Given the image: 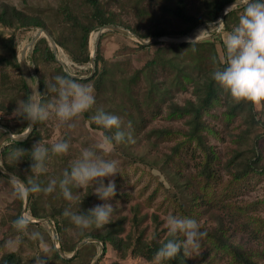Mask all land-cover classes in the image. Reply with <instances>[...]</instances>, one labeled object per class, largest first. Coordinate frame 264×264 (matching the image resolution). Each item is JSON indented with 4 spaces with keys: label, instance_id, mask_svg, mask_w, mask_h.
<instances>
[{
    "label": "rangeland",
    "instance_id": "1",
    "mask_svg": "<svg viewBox=\"0 0 264 264\" xmlns=\"http://www.w3.org/2000/svg\"><path fill=\"white\" fill-rule=\"evenodd\" d=\"M100 2L118 25L132 32L147 33L158 28L176 31L184 28V24L171 16L166 9V6L175 5L174 0H100ZM2 3L11 4L30 16L40 17L55 35H63L60 16H56V11L61 5H68L78 17L89 11L83 0H0V5ZM186 3L189 12L195 16L202 18L207 11L201 0H186ZM238 18L239 15L231 18V28L238 23ZM207 25L216 26L201 23L182 38L176 40L161 36L147 44L149 46L146 48L138 47L135 42L139 41L134 36L114 30H105L97 43L99 28L90 33V51L94 47L97 50L99 44V51L111 67L108 80L101 92L95 93L96 103L88 114L84 112L66 123H61L53 114L37 125L38 133L32 142L35 145L40 141L48 147L49 155L45 160L46 171L36 174L31 170L30 179L38 182L42 188L52 179L57 181L56 189L52 193L43 191L36 193L37 210L41 217L34 218L28 204L26 211L22 213L27 196H22L18 191L20 183L0 177V257L4 252L17 250L23 257L24 264H39L41 260L44 264H64L53 256L52 246H60L57 241L60 235L55 228L53 234L50 226V223L54 225L53 221L45 215L61 205L69 206L70 210L78 212L79 200L86 194L92 195L90 202L85 204L88 210L105 203L94 193L93 188L97 186L95 183L84 189L72 188L74 197H77L73 201L66 200L59 189V180L62 179L64 171H70L71 164L80 157L82 149L92 148L105 159L117 161L119 173L114 177L104 178L105 184L109 179H114L116 184L115 196L107 201L113 205L115 212L111 222L99 229L95 226L77 227L68 218L61 234V240L66 244H77L80 240L88 238L85 236L79 239L84 233H104L113 228L110 226L112 222L120 219L123 226L120 235L123 237L142 230L145 239H150L155 233L163 239L168 234L165 228L166 216L171 214L187 217L182 213L178 203L179 190H184L185 197L193 199V203L190 204V218L195 219L201 226L200 230L206 233L201 240L200 254L193 253L192 257H188L190 264H242L234 259L229 250L218 246L215 237L212 236L217 232H220L226 242L240 246L257 264H264V103L252 104L250 110L248 106L230 110L236 102L222 90L218 101L201 112L200 120L204 125L199 128V133L204 142L212 147L215 155L212 162L214 175L209 178L202 173L205 158L202 146L194 138L187 142L184 133L189 128L190 115L172 113L171 102L184 105L188 100L196 101L191 84L185 88L176 85L174 77L178 72L177 68L187 67L195 75L198 73L197 65L200 62L211 63L208 53H199L205 56L200 60L195 56L197 51L194 48L180 43L208 37L213 29ZM39 29L26 30L19 36L17 56L18 59L23 56L33 80L39 81L41 78L44 81L46 94L44 103L48 104L54 102L56 94L48 92L46 84L60 74L53 62H41L36 74L33 71L29 43ZM11 32H14L13 29H4L0 25L1 53H5L1 36H9ZM226 35L223 33V41ZM219 42H216V47L220 59L224 61L225 54ZM56 55L67 65L71 74L89 75L91 70L89 65L75 64L58 46ZM154 56L157 57L154 68L142 72L131 85V94L128 93L139 102L138 109L124 94L126 92L123 86L126 83L124 79L133 75L137 68L142 67ZM204 62L200 65L204 66L206 64ZM2 72L9 75L3 87ZM16 76L14 68L0 65V120L7 125L0 126L2 132L17 133L18 127L23 125L27 127L28 124L27 120L12 115L22 100L13 88ZM151 79L155 80L159 90L167 89L169 94L166 93L161 100L159 95L154 93L150 104L143 103L146 98L143 94L148 91ZM98 108L119 116L123 122L122 130L131 131V140L126 137L124 142L115 144L107 154L99 146L103 142V137L112 136L116 129H104L91 120ZM129 121L132 125L130 130L126 127ZM69 124L75 126L69 127ZM157 130H164V133L159 134ZM167 130H171V133H165ZM60 140L68 142V151L66 154L54 155L50 151V145ZM178 144L179 149L174 151ZM252 149L260 152V160L251 163L252 169L242 175L243 166L240 161L243 155H251ZM10 161L17 164L12 156ZM23 170L26 172L24 168ZM17 215L19 217L23 215L28 219L29 225L25 230H17L13 226ZM41 218H47L50 222H31ZM134 220H139L137 227ZM54 236L56 243L53 242ZM177 237L183 239L182 234ZM94 243H96L94 247L91 245L85 247L82 256L69 264H91L100 251V244ZM99 260H101L99 264H152V261L143 258L129 255L121 257L110 245Z\"/></svg>",
    "mask_w": 264,
    "mask_h": 264
},
{
    "label": "trees",
    "instance_id": "2",
    "mask_svg": "<svg viewBox=\"0 0 264 264\" xmlns=\"http://www.w3.org/2000/svg\"><path fill=\"white\" fill-rule=\"evenodd\" d=\"M84 3L88 6L89 11L87 13H84L81 17H78L77 14L71 9H69L68 5H61L59 9L56 11V16H60V22L62 24V30L61 33L63 35H55V32L53 30H50V28L47 26L46 22L42 20L40 17L37 16H30L26 14L25 12L17 9L15 6L11 4L2 3L0 5V25L5 29H13L14 32H11L9 36H1V44L3 47V50L5 53L0 52V65L1 66H10L14 68L17 72L16 78H14L13 82V88L17 93L22 97V99H26L29 96V91L27 88V85L25 83V80L22 76V73L20 71L19 63H18V39L19 36L24 33L26 30L32 29V28H44L46 29L54 38L56 45L63 49V51L70 57V59L77 65H89L90 67V48H89V36L90 33L94 30H97L101 26L105 24H116L117 22L114 21L113 17L110 16L105 9L103 8L100 0H83ZM175 5L174 6H166V9L168 13L179 19L184 24V28L181 30L176 31H166L162 28L153 29L150 32L147 33H139L137 31H134L138 36L141 38H153V37H161L165 35H177V34H187L190 30H192L194 27L201 23L205 22H214L219 19L220 12L222 8L228 4L231 1L234 0H201L203 2V5L207 8L204 16L198 17L193 14H191L188 10L186 0H174ZM244 5L241 3L233 8H231L225 15L224 18V28L223 31H217L218 25L211 26L207 25L209 28H211V32L209 33L208 37L198 40V41H188V42H181V44L184 45H190L192 48H194L197 53L195 56H198L200 60L204 59L205 56L202 55L203 53H208L207 56L210 55L211 63L204 62L206 64L200 65L202 62H200L199 65H197L198 73L193 74L191 70L187 69V67H178V72L176 73V76L174 77V81L178 87L185 88L186 85H192L194 95H196V101H190L188 100L186 104L179 105L176 102H171L172 105V113H177L179 115L188 114L190 115L188 118V125L189 128L187 131H185V136L187 139V142H190L193 138L198 141L199 145L202 146L203 152L205 154V158L202 165V173L206 175L207 178L212 177L214 175V169L212 167V162L215 158L214 151L212 150V147L208 146L203 138L202 135L199 133V128L202 127L204 124L200 120L201 112L204 109L209 108L211 105L214 104V102L218 101L219 93L223 90L215 81L212 80L211 74H208L209 72H213L216 67H223V61L220 59V56L218 54V50L216 47V42L220 41L221 48L225 54V46L224 41L222 40V35L227 34L232 30L230 20L232 17L240 15L243 11ZM240 12V14H238ZM129 28V26H126ZM216 29V30H215ZM111 31V30H108ZM105 32H103L101 35H103ZM125 35V34H124ZM135 44L140 48H146L149 45L142 44L140 42H135ZM155 44V43H154ZM203 52V53H202ZM199 53H202L199 55ZM31 62L34 65L35 68V74L38 71V65L41 62H53L57 65L56 70L60 74V76H68L70 74L66 73L63 69L62 65L58 62V60L55 59V54L53 52L52 46L50 45L49 41L46 39V37L41 36L37 39V41L34 43L33 46V55L32 58L30 57ZM157 57H153L149 59L142 67L137 68L133 75H130L128 78H125L124 80L126 83L123 84L124 86V94L126 98H128L132 104L139 108V102L133 98L131 94V85L137 81L139 78V75L142 72H146L148 70H152L154 68V65L156 63ZM95 61V72L91 77L88 78H78L75 76H71V78L75 79L77 82H82L84 84H90L94 88V95L95 93H100L101 90L104 87V84L106 80H108L109 75V69L111 68L107 60L103 57L101 54V51H99V44L97 47V50L95 52L94 56ZM208 70V71H207ZM91 71V70H90ZM89 71V72H90ZM206 71V72H205ZM88 72V73H89ZM205 72L204 75H202ZM87 73V74H88ZM8 73L2 72V78H1V84L3 87V83L7 81L8 79ZM111 81V80H109ZM39 92L43 94V103L46 99L45 94V83L40 78L39 80ZM112 87H115L112 85ZM158 85L156 84L155 80H150V86L148 88V91L144 93L143 95L146 96L143 103H148L152 101L153 94L156 93V95H159V99L163 100V97L166 93L169 91L167 89L165 90H159ZM123 94V96H124ZM169 94V93H168ZM167 94V95H168ZM241 103L233 104L230 108V110H235L237 108H244L248 106V110H250L252 107V103L241 101ZM86 114H88V111H86ZM41 122H35V127L32 131V133L29 135V137L24 141H14L10 140L7 143H4L0 148V165L8 172L18 176L20 179H22L26 185L29 184V181H31L29 173L31 172V165L33 161L31 160V149L33 147V139L35 135H37V125ZM28 125V124H27ZM0 126L7 127L1 120H0ZM26 126H21L16 129V132H22L26 129ZM159 134L164 133V130H157ZM171 133V130L165 131V133ZM4 133L2 130H0V136ZM258 143V142H257ZM179 144L176 145L173 149L174 151L179 149ZM21 148L26 151L23 158L17 161L16 163H13L10 161L11 154L14 149ZM260 152L258 153L256 149H252L251 155H243L241 159V163L243 166V171L241 172L242 175H245L248 171L252 169L251 163H255L257 160H260ZM264 167V166H263ZM23 168L26 170V172L23 170ZM0 177H3L7 180H11L7 176L3 175L0 172ZM14 181V180H12ZM17 183L16 181H14ZM71 187V185L69 186ZM184 190H179V198L178 200L179 207L182 211V213L190 217V204L193 203V199H190V197H185V194L183 193ZM92 195L86 194L79 200V210L78 212L80 214H87L88 209H86L85 204L90 202ZM181 200L183 202H181ZM187 204V205H186ZM187 207V208H186ZM28 208H30L31 214L34 218H39L42 215L37 210V198L36 193H29L28 194ZM65 209H69V206H59L57 209L53 210L52 212H49L45 216L49 217L54 224V228L57 232L58 238L57 241L60 244V248L64 253L72 252L74 249V246L76 243H72L70 245L66 244L64 241L61 240V234L63 233V225L67 221V217L63 215ZM73 212V210L71 209ZM44 216V215H43ZM61 216L62 218H56ZM19 215H17V218ZM135 227L138 226L139 220H134ZM29 225V223H28ZM27 225V226H28ZM111 228L110 230H106L104 233H94V232H88L80 235L79 239H82L85 236L92 237L99 239L104 244V252L105 254L107 247L110 245L114 250L119 253L121 257L133 256L135 258H143L146 261H152L154 254L158 250V248L161 246V243L167 241L168 239H172V237L165 236L163 239H160L158 236V233H155L150 239L143 238V232L142 230L139 231V233L134 234H128L126 236H121L120 233L123 231L122 226V219L116 220L110 224ZM215 237V240L219 247H222L225 250H229L234 259L237 262H242V264H257V262L253 261L251 259L250 254L244 253L242 251V248L240 246H236L232 243L226 242V240L220 235V232H217L212 235ZM176 239H179V237H176ZM95 246L96 243L94 242H88L85 243L83 246L79 248V250L76 252L74 256H72L69 259H66L62 257L58 250L52 246V250L54 253V257L59 260L60 262L64 264H69L70 262L76 260L77 258H80L83 254V249L87 246ZM101 260H99L96 264H99ZM163 264H190V259L183 255V251L181 250L178 255L172 259V260H165L161 261ZM0 264H24L23 257L17 250H11L4 252L0 257Z\"/></svg>",
    "mask_w": 264,
    "mask_h": 264
},
{
    "label": "clouds",
    "instance_id": "3",
    "mask_svg": "<svg viewBox=\"0 0 264 264\" xmlns=\"http://www.w3.org/2000/svg\"><path fill=\"white\" fill-rule=\"evenodd\" d=\"M241 3L244 8L239 15L238 23L224 39V66L216 67L211 73V78L236 103L246 101L258 105L264 103V0H234L229 9ZM215 25L219 26L217 31H223V20H218ZM35 85H30L33 89L32 94L17 104L13 116L35 123L43 122L54 114L61 123H66L89 111L96 103L94 88L90 84L78 83L70 75L56 76L53 81L46 84L47 91L56 94V99L52 103H43V94L36 90ZM91 120L104 129H116L112 136H104L99 146L105 154L109 153L115 144L124 142L126 137L131 140V131L122 130L123 122L119 116L98 108ZM74 126L69 124V127ZM126 127L131 129L130 121ZM68 148L69 144L64 140L50 145V151L54 155L66 154ZM25 153V150L18 148L14 149L11 155L17 162ZM48 155L49 148L40 141L33 145L31 170L36 174L45 172V160ZM117 173H119L117 161L105 159L92 148L82 149L80 157L71 164L70 171L65 170L62 179L59 180L61 194L66 200L73 201L77 197H74L72 188L84 189L95 183L97 186L93 191L105 203L89 209L87 214L65 209L63 215L80 228L95 226L99 229L109 224L115 209L107 201L115 196L116 184L114 179H109L105 184L104 178L114 177ZM19 183L18 191L22 196L41 191L52 193L57 186L55 179L50 180L43 188L34 180L29 181L28 185ZM28 223V219L21 215L13 221V226L22 231L27 228ZM165 228L172 239L161 243L154 254L152 264L172 260L181 250L187 257H192L193 253L200 254L201 240L206 233L200 230L201 226L195 219L169 214L165 217ZM181 234L183 239H176ZM39 264H44V261L41 260Z\"/></svg>",
    "mask_w": 264,
    "mask_h": 264
},
{
    "label": "water",
    "instance_id": "4",
    "mask_svg": "<svg viewBox=\"0 0 264 264\" xmlns=\"http://www.w3.org/2000/svg\"><path fill=\"white\" fill-rule=\"evenodd\" d=\"M234 3V1H231L229 2L228 4H226L221 12H220V17L218 20H223L224 21V18H225V15H226V10L227 12L230 10V6ZM227 6V7H226ZM237 6V5H235ZM234 6V7H235ZM214 21V22H205V23H202V24H216V22L218 21ZM197 27V26H196ZM105 30H114V31H117V32H120L122 34H125V35H129V36H134L140 43L142 44H149L151 42H154L155 40H158L159 37H153V38H150V39H143L141 38L140 36H138L137 34H135L134 32H132L131 30L123 27V26H120V25H116V24H105L103 26H101L99 29H98V34H97V40H96V43L99 39V37L101 36V34L105 31ZM184 34L180 35V34H177V35H165L167 37H170L171 39H179V38H182ZM41 36H44L46 37V39L49 41L50 45L52 46V49H53V52L55 54V59L58 60V62H60V64L62 65L63 69L65 70L66 73L70 74L71 76H75V77H78V78H88V77H91L95 71V61H94V56H95V52H96V47H94V49H92L90 51V66H91V71L89 73V75L87 76H83V75H76V74H71L67 68V65L61 61L60 59L57 58V45H56V42L53 38V36L44 28H40L34 35V37L32 38V40L30 41L29 43V48H30V57L32 58V50H33V46H34V43L37 41L38 38H40ZM18 63H19V67H20V71L22 73V76L25 80V83L27 85V88H28V91H29V95L32 94V87L31 86H34L35 83V87H36V90L39 91V81L38 80H33L32 79V76H31V73L30 71L28 70V66H27V63L25 62L23 56L21 58L18 59ZM33 71L35 72V68L33 67ZM35 127V123H32L30 121H28V125H27V128L21 132V133H13L11 131H6L4 132L1 136H0V148L1 146L4 144V142L6 140H14V141H24L26 140L29 135L32 133L33 129ZM0 172L7 176L8 178H10L11 180H14L16 182H23L24 185L25 182L20 179L18 176L6 171L4 168H2L0 166ZM27 204H28V195L26 197V200L24 202V206H23V209H22V213H24L26 211V207H27ZM50 222L47 218H41V219H38V220H32L31 222ZM50 226L52 227V231H53V234H54V225H52L50 223ZM53 242L56 243V237L54 236L53 238ZM86 242H98L100 244V251L99 253L96 255V257L94 258V260L92 261L91 264H94L96 261H98V259L100 258L101 254H103L104 252V244L102 241H100L99 239H96V238H92V237H88V238H84L82 240H80L76 246L74 247L73 251L71 254L69 255H66L62 249L60 248V246H56L55 245V248L58 250L59 254L66 258V259H69L71 258L72 256H74L77 252V250L81 247L82 244L86 243Z\"/></svg>",
    "mask_w": 264,
    "mask_h": 264
}]
</instances>
